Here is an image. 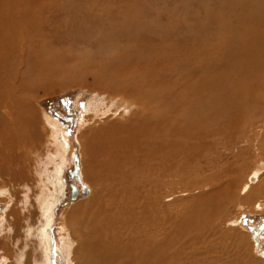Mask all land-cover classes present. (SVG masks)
Listing matches in <instances>:
<instances>
[{
	"label": "bare ground",
	"instance_id": "6f19581e",
	"mask_svg": "<svg viewBox=\"0 0 264 264\" xmlns=\"http://www.w3.org/2000/svg\"><path fill=\"white\" fill-rule=\"evenodd\" d=\"M60 1L0 0V157L9 156L0 172L16 158L21 165L17 193L0 178V197L9 201L0 236L15 263L71 264L73 253L75 264H262L255 254L263 249L249 235L227 233L226 223L247 168L248 134L259 124L264 155V0H219L244 22L236 17L223 39L199 17L177 15L180 26L171 27L172 15H146L151 7L134 0ZM60 18L69 27L60 43L76 52L66 60L57 47L30 40L43 24L57 29ZM61 63L69 65L66 78L103 94L88 104L77 138L93 192L64 220L75 247L63 236L56 247L51 235L66 134L33 104L53 91ZM258 174L241 190L251 189L244 205L264 198ZM180 187L193 195L165 204Z\"/></svg>",
	"mask_w": 264,
	"mask_h": 264
},
{
	"label": "rangeland",
	"instance_id": "374dc122",
	"mask_svg": "<svg viewBox=\"0 0 264 264\" xmlns=\"http://www.w3.org/2000/svg\"><path fill=\"white\" fill-rule=\"evenodd\" d=\"M74 1H78V0H62V1H60V3L61 4L64 3L65 4L64 6H67V5H69V3L73 4ZM130 1H133V0H130ZM133 2H135V3H133ZM133 2H132L133 5L137 4L139 6V8L142 7V8H140L141 10H144L146 8V6L149 5L151 7V9L153 10V12H150L149 9H145L144 13L146 15H148L149 13H151V14L156 13V14L162 15L164 19L167 16L172 15L173 18L171 20H169L167 18L169 21L168 24L169 25L171 24L170 25L171 27H174L175 25L180 26L177 24V21L175 20L177 15H179L180 17L186 16L185 18H191V19L193 17H199L202 20L207 21L208 22L207 28H209V29L211 28L212 31L215 32V34L218 33L219 38H221V39L226 38V36L223 37L225 35V33H222L223 31L226 32L232 26L236 28L237 20L239 21V19H240L241 20L240 22H243L242 18H240L241 16H239L237 14L233 16L232 14H229V12H228L229 7H230L229 2H227V13H226V5H225L226 2L219 1V0H134ZM151 3H152V5H151ZM220 7L222 8V10ZM207 9H208V11H207ZM206 11L208 14L205 13ZM44 15L45 14H42V17ZM49 17L56 23L57 19H59L60 15H59V17H55V19L53 17H51L50 15H45L44 16L45 19L43 18V20L49 21V19H50ZM236 17H238L239 19ZM70 18L71 17H68V16L63 17V19L66 21L69 20ZM185 18H181V20L182 19L184 20ZM224 19H226V20H224ZM61 20L62 19L60 18V25L59 26H57V24H56V27H58L57 28L58 30L55 28V23L53 24V22H51L53 26L51 24H48V23H47L48 25L43 24L44 25L43 29H41L38 32H35L32 35V37L30 36V40L32 39L33 41H35V43L38 42V43L45 44V45L47 44V46H52L54 48L57 47L59 49V51L61 52V57L64 60H66L65 59L66 57L67 58L70 57L69 54L74 55V54H76V52L74 51V49L70 50L68 47H66V45H64L63 43H60V38H62L64 35H65V37H67L66 31H68V29H69V27L68 28H64L65 26L63 27V25H62L63 22ZM70 21H72V18L69 20V22ZM156 23H157V26H159L158 24L160 22L157 21ZM160 24L163 25V23H160ZM164 24L167 25V22H165ZM165 27H168V25ZM52 29H54V30H52ZM42 31H44V32H42ZM58 31L60 32L59 35L56 34V33H58ZM191 31L192 30L189 31V28H187V30L184 33L188 34ZM36 33H37V35H36ZM50 33H51V35H50ZM56 37H57V39H59V42L57 41ZM61 47L63 48V50ZM236 47H239V48L241 47L240 49L246 48V46L243 45V43L241 44L239 42H238ZM221 49H223L222 46H218V44L215 46L216 53L221 52ZM215 61H218V59H216ZM59 65H62L59 69L60 77H58L59 75L53 76V80L55 79V81L57 83L59 82L58 83L59 85L56 82H54V84L51 85V90L53 89V91L49 94L48 93L43 94V92H41L39 94L38 99L36 101H34L35 103H33V104H34L35 108H38L40 111L46 113L47 116L51 117V120L56 121L59 124V126L61 127V129L64 133V137L66 134L65 138H67V140H66L65 145L67 147L69 146L68 148L70 150H69V153L66 154L68 162L66 164L65 172L62 174V177H61L63 179V181H62L63 183L61 182L63 185V199H61L60 203L56 207L55 215H54V221H53L52 227H51V235H52V238H53V241H54V244L56 247H58L61 244V242H62L61 237L62 236L65 238L67 237L69 239V241L71 240V237H72L71 242H74V247H75L76 241L73 238L72 234H66L64 232L65 230L63 231V229H62L63 227L66 226V223H64V220H66L67 213L71 210V208L74 205H77L78 203L89 199L92 195V192H93V189L91 188V186L87 185V183H85V181L82 177L83 176L82 175L83 166H82V156H81V145H80L79 141L77 140V138H78V133L80 131L81 120L84 117V115L86 114L88 104L90 103L91 99H93L94 96H98L97 94H99V95H103V94L91 91L89 88L84 87V86H78V83L75 82L76 80L74 79V77L71 76L70 79H68L64 75V74L70 72V69L68 68L69 65L65 64V63L64 64L61 63ZM66 65H68V66H66ZM64 71H65V73H64ZM55 88H56V90H55ZM106 121H107V119L104 120L102 122V124ZM260 129H261L260 124L255 125L254 129L251 132H249V134H248V135L251 134L250 139L248 140L249 147H247L248 152H247V156H246V162H247V168L248 169L246 168L245 172L243 173V180L240 184V188H239L238 193H237V196H238L237 199L239 201L236 199V201L232 204L231 209H230L231 211L227 215V223H226L227 227L226 226L225 227L227 228V233L231 232L233 234V232H234V234H235V235L233 234L234 237H236V235H238V233H239V236H241L242 234L243 235H249L250 238L256 243V245L259 246V248L261 247L260 249H263L262 251H264V207H256V205L264 203V198L256 201L252 207L244 205L240 202L245 196H247L249 194V191L251 190L250 189L248 191V193H246V194H241L242 188L243 187L246 188L248 183L251 184L249 182V179L253 174L260 172L261 175L258 174V177H260L258 183L264 179V155L262 153H260L261 148H260V144H259L260 135L262 134L261 133L262 130H260ZM257 138H258L259 142H258ZM62 140H63V138H62ZM67 141H68V143H67ZM249 141H250V143H249ZM253 141H254V143H253ZM34 145L35 144H32V146H30L31 147V150H30L31 154L29 153L30 154L29 155L27 153V160L28 161H27V163H25V166L29 168L27 170V176H26L25 180H29V182H31V180H32L31 178L33 176V164H34V162H32V161H34L35 156H36L35 155L36 151L33 152L34 149L32 148ZM37 145H38V143L35 146H37ZM0 150L2 151V147H0ZM4 158L5 157H3V154H2V157H0V161L2 160L6 165V160H7L6 158L9 159V156H6L5 159ZM18 160H19V158H16V160L14 159L12 164L10 165V167L9 168L6 167V172L2 171V173L5 176L3 174H1V172H0V174H1L0 178H1V180L3 179L2 184L4 185V183H6V184L8 183L9 185H11L12 190H14L13 194L17 193V189H19V190L21 189V186H20L21 180L18 182V180H17L18 178H16V174L18 173L17 171H19V169L21 170V168H20L21 165H19L20 162ZM232 161L237 165H240V163H242V161L237 163L233 159H230L228 162L233 163ZM16 166H18V169ZM30 167L32 169H30ZM12 170H13V172H10ZM259 170H261V171H259ZM258 177H257V180H258ZM7 180L8 181L10 180V181L6 182ZM258 183H257V185H259L261 182L259 184ZM72 185L76 186L80 191H83V193L84 192L88 193V191H89L90 192L89 195L87 197H83L80 194L75 201L72 200ZM255 186H256V184L253 185L251 188H253ZM165 195L166 196H164L163 201L166 202L165 204H171L178 199H185L187 197H191L193 195V193H191L188 189L182 190V188L180 187L178 192L171 193V191H170V192H167ZM1 199H3V200H0V202H2V203H0V216L2 214H4L6 208L9 204V201L6 198H1ZM3 239H4V236H0V242H1L0 245H2V248H3L2 249L0 247V264H3V263L5 264V262H6V264H16L14 261L15 254H13V252L10 253L11 250L9 252L8 248H6L3 245V243L5 244V241ZM73 255L74 254L72 253L70 256V260H69L71 262V264L74 263V256ZM255 257L258 258L259 261L264 262V254H255ZM25 258L28 259V262L26 263V264H28L30 259L27 257H25ZM26 259H25V261H26ZM263 262H262V264H264Z\"/></svg>",
	"mask_w": 264,
	"mask_h": 264
},
{
	"label": "water",
	"instance_id": "95a60500",
	"mask_svg": "<svg viewBox=\"0 0 264 264\" xmlns=\"http://www.w3.org/2000/svg\"><path fill=\"white\" fill-rule=\"evenodd\" d=\"M82 195L86 196L87 192H84ZM77 196H78V190L75 186L72 185V200L77 199Z\"/></svg>",
	"mask_w": 264,
	"mask_h": 264
},
{
	"label": "flooded vegetation",
	"instance_id": "af4514ba",
	"mask_svg": "<svg viewBox=\"0 0 264 264\" xmlns=\"http://www.w3.org/2000/svg\"><path fill=\"white\" fill-rule=\"evenodd\" d=\"M77 189H78V188H77ZM78 193H79V195H80L82 192L78 189ZM79 195H78V196H79Z\"/></svg>",
	"mask_w": 264,
	"mask_h": 264
}]
</instances>
